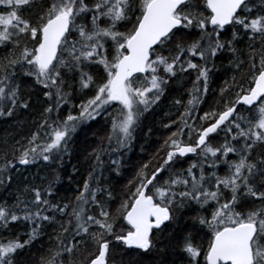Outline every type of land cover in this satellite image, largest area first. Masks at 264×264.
<instances>
[{"label":"trees","instance_id":"trees-1","mask_svg":"<svg viewBox=\"0 0 264 264\" xmlns=\"http://www.w3.org/2000/svg\"><path fill=\"white\" fill-rule=\"evenodd\" d=\"M62 1L73 5L75 22L45 78L31 61ZM105 1L0 0V264H90L103 243H110L107 264H208L215 235L249 218L255 264H264V98L252 109L239 105L197 156L174 159L156 177L148 195L171 220L153 230L147 252L115 242L132 230L125 215L173 141L194 144L253 87L264 70V30L239 23L264 14L207 31L203 0H188L179 10L183 26L152 51L157 81L149 72L131 81L132 114L111 100L86 117L148 0H125L121 17L106 13ZM202 107L210 109L200 116ZM129 115L130 131L119 133ZM228 211L239 221L223 224Z\"/></svg>","mask_w":264,"mask_h":264},{"label":"water","instance_id":"water-1","mask_svg":"<svg viewBox=\"0 0 264 264\" xmlns=\"http://www.w3.org/2000/svg\"><path fill=\"white\" fill-rule=\"evenodd\" d=\"M247 0H207L213 13L211 25L226 27L232 23L239 7ZM187 0H151L137 26L136 31L126 43L127 54L117 65L109 84L110 96L115 101L125 99L126 84L138 75L145 76L152 59V50L175 30L183 26L176 12ZM71 19L69 15L51 18L41 32V43L36 59L37 66L47 71L55 64L62 41L69 34ZM264 98V70L257 76L252 89L243 94L236 105L223 112L219 118L201 133L196 146H182L170 151L162 167L146 182L130 210L125 215V222L132 229L115 242L122 243L127 249L147 252L151 248L153 230L162 229L171 220L168 208L155 203L148 195V190L156 177L171 164L176 156L186 158L195 155L225 124L235 118L239 105L248 109L257 106ZM257 235L254 224H241L219 231L212 242L207 255L209 264H255L253 240ZM110 243H103L99 255L90 264H107Z\"/></svg>","mask_w":264,"mask_h":264},{"label":"rangeland","instance_id":"rangeland-1","mask_svg":"<svg viewBox=\"0 0 264 264\" xmlns=\"http://www.w3.org/2000/svg\"><path fill=\"white\" fill-rule=\"evenodd\" d=\"M18 2L20 0H8L9 3L11 2ZM125 0H107L105 1V4H103L104 8H105V12L107 13L108 11H112L113 9H115L117 11V15L119 17H121V14H122V10H121V3H123ZM147 1V0H146ZM151 0H148L147 3L145 4V7L147 6V4L150 2ZM98 9V8H97ZM54 16H59V15H70V18H71V24L73 25L75 20L71 17L72 14H73V5L71 3H65L64 1L62 2H58L55 6H54ZM176 17H179L181 18L179 15H176ZM100 18H103V17H100ZM15 20V16L13 17H9L7 18L6 20L4 19L3 20V23L6 24V25H9L11 23H13V21ZM98 21V20H97ZM97 32V31H96ZM66 38V37H65ZM120 38V37H119ZM129 38H127L125 41H121L119 42V51L122 50V48L126 47V43H127V40ZM65 40V39H64ZM62 41L61 45H60V48H59V53L63 52V47H64V44L66 41ZM64 42V43H63ZM39 49V48H38ZM38 49H37V54L34 56L33 60L31 61V63H36L37 65V62H36V59L38 57ZM59 55V54H58ZM91 55V53L88 54V56ZM121 58H119L120 60ZM155 62H159V60L157 59ZM117 65H118V61L112 66V76L111 78L114 76L115 74V71H116V68H117ZM156 65V64H155ZM155 66L154 64L153 65H150L149 68H148V72L150 73V77H149V82H152V85L157 81V78H155L154 76V72H155ZM38 74L45 77V78H48V73L47 72H43L41 69H38ZM110 78V80H111ZM110 80L107 84V86L105 87V90H103L101 92V94L99 95V97L97 98V100H95L92 104H90V106L88 107L87 111L84 113V115L87 117L89 114L91 115H95V113L103 106L104 103H107V102H110L112 99H111V96H110V92H109V83H110ZM154 87H152L150 90H152ZM124 92H125V99L120 102L122 104L123 107H125L128 112H132L135 108H137V105H136V101H137V95H138V92L137 90H133L132 89V83L128 84L125 89H124ZM132 114V113H131ZM131 121H132V117L131 115H129L128 117V121L122 123V125L119 127V133H123V134H126L130 131V124H131ZM63 137L61 136L60 139H62ZM126 136H123V139H125ZM85 202H87L85 199L84 201H82V203L79 205V208H78V211H77V221L80 222V224L84 221L85 218L84 217V214L86 212L85 210ZM87 205V204H86ZM240 218V217H239ZM92 218L91 217H87V220L90 221ZM237 222L239 221L238 218H233V216H231V212L228 211L226 213V215L224 216L222 222L223 224H228L230 222ZM255 224L253 221H252V218H249L247 220H242V223L241 224ZM235 224V223H233ZM262 229H264V227H262ZM253 248L255 246L256 248V245H257V239H254L253 240ZM263 253V260H264V252ZM255 259H256V255H255Z\"/></svg>","mask_w":264,"mask_h":264},{"label":"flooded vegetation","instance_id":"flooded-vegetation-1","mask_svg":"<svg viewBox=\"0 0 264 264\" xmlns=\"http://www.w3.org/2000/svg\"><path fill=\"white\" fill-rule=\"evenodd\" d=\"M203 7H202V11L205 13V15L200 19V25H201V27L204 29V30H207V31H210V30H215V31H218V32H223V31H226L228 28H230V27H232L233 25H234V23H239L240 22V20L238 19V18H240L243 14L244 15H254L255 13H263L264 14V0H247V1H245L240 7H239V9H238V11H237V13H236V15H235V17L233 18V20H232V23L230 24V25H228V26H226V27H219V26H216V27H214V26H212L211 25V19H212V17H213V13H212V11L210 10V8L208 7V4H207V0H203ZM183 7V6H182ZM181 7V8H182ZM180 8V9H181ZM179 9V10H180ZM179 10L176 12V14H175V17H176V15H179L180 17H181V15L179 14ZM176 18H178V19H181L182 21H183V19H182V17L181 18H179V17H176ZM140 22V21H139ZM239 26H242L243 28H247V27H250V28H252V29H254V30H256V31H262V30H264V16H262L261 17V19L260 20H256L254 23H244V22H240L239 23ZM223 83L224 84H226V81L224 80L223 81ZM191 107V109H194V107H196L195 105H192V106H190ZM210 109V107L208 108V107H202V112L200 113V116H203L204 115V111H207V110H209ZM222 114V113H221ZM220 114V115H221ZM187 117H191V116H194L195 114L194 113H192V112H188L187 114ZM220 115H218V117L216 118V120L219 118V116ZM215 120V121H216ZM214 121V122H215ZM213 122V123H214ZM213 123H210L209 125H207L204 129H202L200 132H199V134H198V136H197V138H196V140H195V143L194 144H191V145H185V144H182L179 140H176V141H173V143L175 144V146H174V148H171L170 149V151H175V150H177V149H179V148H181L182 146H196V144H197V141H198V139H199V137H200V135H201V133L203 132V130H205L208 126H210V125H212ZM227 125V124H226ZM225 125V126H226ZM223 128V127H222ZM221 128V129H222ZM220 130V129H219ZM218 130V131H219ZM218 133V132H217ZM216 133V134H217ZM215 135V134H214ZM214 135H212V136H210L209 138H208V141H207V143H209V141H210V139L214 136ZM207 143H206V145H207ZM204 148V146L200 149V150H198L197 151V153L195 154V155H192V156H197V154H198V152L199 151H201L202 149ZM169 151V152H170ZM169 152H168V154H169ZM167 154V155H168ZM179 156H176L174 159H176V158H178ZM187 158V157H186ZM173 159V160H174Z\"/></svg>","mask_w":264,"mask_h":264},{"label":"bare ground","instance_id":"bare-ground-1","mask_svg":"<svg viewBox=\"0 0 264 264\" xmlns=\"http://www.w3.org/2000/svg\"><path fill=\"white\" fill-rule=\"evenodd\" d=\"M55 17V16H54ZM235 17V16H234ZM53 18V17H52ZM167 157V156H166Z\"/></svg>","mask_w":264,"mask_h":264}]
</instances>
